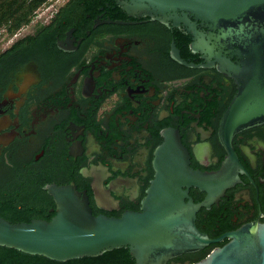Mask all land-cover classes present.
<instances>
[{
	"label": "flooded vegetation",
	"instance_id": "1",
	"mask_svg": "<svg viewBox=\"0 0 264 264\" xmlns=\"http://www.w3.org/2000/svg\"><path fill=\"white\" fill-rule=\"evenodd\" d=\"M72 2L74 10L63 13ZM121 2L62 0L0 47V217L9 223L51 219L47 187L71 183L94 216L140 212L168 130L178 132L196 171L219 172L228 157L219 125L238 85L218 59L234 66L241 59L208 40L209 28L191 15L208 48L183 23L174 26L172 15L130 16ZM231 146L239 163L234 183L196 214L197 229L211 240L264 223V122L234 135ZM206 195L188 189L194 203ZM227 242L166 264H194ZM116 250L36 264H135L128 248ZM29 256L0 247V264H33Z\"/></svg>",
	"mask_w": 264,
	"mask_h": 264
},
{
	"label": "water",
	"instance_id": "2",
	"mask_svg": "<svg viewBox=\"0 0 264 264\" xmlns=\"http://www.w3.org/2000/svg\"><path fill=\"white\" fill-rule=\"evenodd\" d=\"M120 5L130 16L172 15L174 26L183 23L193 39L207 47L209 43L188 19L191 15L209 28L208 40H214L220 50H233L241 59L237 66L218 59L238 85L219 125L228 157L219 172L196 171L189 166L178 132L168 130L154 152V177L140 212H126L120 218L94 216L86 194L75 184L51 185L47 191L55 215L49 221L22 224L0 217V247L57 262L125 247L135 264H166L227 238L226 244L194 264H264V223L242 226L215 240L195 224L199 210L209 209L235 181L231 170L239 163L231 146L234 135L264 122V0H122ZM178 12L182 18H177ZM172 54L179 60L174 48ZM191 187L207 194L202 202L194 203L188 196Z\"/></svg>",
	"mask_w": 264,
	"mask_h": 264
},
{
	"label": "trees",
	"instance_id": "3",
	"mask_svg": "<svg viewBox=\"0 0 264 264\" xmlns=\"http://www.w3.org/2000/svg\"><path fill=\"white\" fill-rule=\"evenodd\" d=\"M52 0H0V31L8 37L16 34L20 29L31 24L38 12L50 5ZM74 2L70 3L64 9L63 13L74 10ZM44 220H49L50 216L46 214L39 216ZM29 222V221H28ZM117 251V250H116ZM207 256V253H200L196 262ZM88 259V258H85ZM30 263L36 264L38 261H49L44 257L29 256Z\"/></svg>",
	"mask_w": 264,
	"mask_h": 264
},
{
	"label": "rangeland",
	"instance_id": "4",
	"mask_svg": "<svg viewBox=\"0 0 264 264\" xmlns=\"http://www.w3.org/2000/svg\"><path fill=\"white\" fill-rule=\"evenodd\" d=\"M61 2L62 0H52L50 5L47 8H43L38 12V15L33 19L30 25L20 29L16 34L18 33L22 34V33L29 32L33 28V26H35L39 22L40 18H43V16H45L44 18H46L47 15H50V13H47V12L49 10H52L50 9L51 7L56 8L58 5L61 4ZM14 35L11 37H8L4 32L0 31V47L3 48L7 46L14 39L15 37Z\"/></svg>",
	"mask_w": 264,
	"mask_h": 264
},
{
	"label": "built area",
	"instance_id": "5",
	"mask_svg": "<svg viewBox=\"0 0 264 264\" xmlns=\"http://www.w3.org/2000/svg\"><path fill=\"white\" fill-rule=\"evenodd\" d=\"M47 8V7H46Z\"/></svg>",
	"mask_w": 264,
	"mask_h": 264
}]
</instances>
